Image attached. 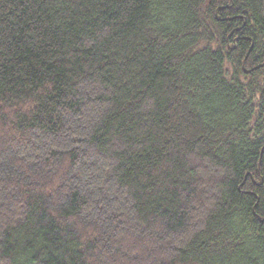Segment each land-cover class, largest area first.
I'll return each instance as SVG.
<instances>
[{"label": "trees", "instance_id": "obj_1", "mask_svg": "<svg viewBox=\"0 0 264 264\" xmlns=\"http://www.w3.org/2000/svg\"><path fill=\"white\" fill-rule=\"evenodd\" d=\"M0 264H264V0H0Z\"/></svg>", "mask_w": 264, "mask_h": 264}]
</instances>
